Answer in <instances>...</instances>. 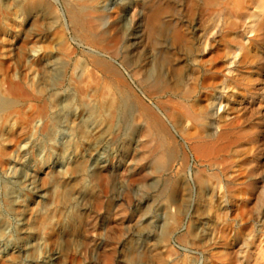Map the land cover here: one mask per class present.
<instances>
[{"label":"bare ground","instance_id":"obj_1","mask_svg":"<svg viewBox=\"0 0 264 264\" xmlns=\"http://www.w3.org/2000/svg\"><path fill=\"white\" fill-rule=\"evenodd\" d=\"M6 1L24 20L19 38L27 33L36 42L47 37L57 17L45 0ZM131 2L136 11L127 28ZM60 3L88 65L103 77L102 95L76 100L72 82L56 84L62 66L54 53L28 48L27 58L42 65L30 77L47 90L53 105L44 135L20 142L8 164V179L0 185V264H68L71 254L77 264H141L146 233L166 215L161 200L175 204L191 173L211 201L217 200L213 185L223 186L226 210L239 186L227 177L234 166L230 158L248 150L252 157L240 164L246 180L239 227L220 242L210 218L198 217L193 228L201 246L190 253L215 264H264V0ZM197 9L202 13L196 15ZM35 20L46 22L47 32H32ZM246 42L253 44L254 54L247 53ZM217 43L227 74L199 64ZM69 70L74 79L87 73L79 59L69 63ZM218 78L202 105L199 94L205 83ZM229 86L244 94L232 99L226 93ZM150 100L160 102L161 119ZM66 112L69 119L57 125ZM165 113L179 117L178 133L190 157L179 150ZM59 126L63 132L54 139ZM81 128L89 129V136H77ZM125 157H130L127 183L138 186L136 193L115 185ZM133 194L141 199L130 213ZM190 200L191 190L185 189L174 205L184 219ZM125 228L131 230L127 235Z\"/></svg>","mask_w":264,"mask_h":264},{"label":"rangeland","instance_id":"obj_2","mask_svg":"<svg viewBox=\"0 0 264 264\" xmlns=\"http://www.w3.org/2000/svg\"><path fill=\"white\" fill-rule=\"evenodd\" d=\"M45 1L47 2V9L51 12H55L57 18L52 26H48L45 24L46 22L41 20H35V22H33L30 29L35 33H45L47 32L46 29L50 27L49 32L46 34L47 37L36 42L28 33L27 35L25 34V38L18 37L17 30L24 26V20L22 16L10 10V1L0 0V185L8 179V164L10 160L15 157L20 142L23 140H33L37 136H43L45 128L50 122L49 111L53 105V100L48 95L46 89L36 86L29 74L31 70L40 71L42 69V65L37 58H27L28 51L31 47H35L36 54H42L43 52L54 53L55 59L62 66L61 77L56 84L62 85L63 83L72 82L76 100H79L85 95L99 98L102 95V88L104 85L103 77L98 71L88 65L81 43L74 37L67 26L60 0ZM93 1L94 0H83L85 3H91ZM135 11L136 5L131 2L126 18L127 28L133 26V13ZM200 13H202V9L195 10L196 15ZM251 36L252 35H248L247 39ZM219 44L220 43L215 44V49L213 51L201 57L199 59V64L200 66L202 64L206 65V69L213 70L217 74H227V71L223 69L224 64L222 62ZM245 50L247 53L251 52V54H254L255 47L253 44L246 42ZM77 59L87 68V73L80 79L71 77L69 70V63ZM238 59L239 57L236 58L237 61ZM188 60L189 63L192 62V58ZM244 61L250 60L244 59ZM250 77L251 75L245 76L246 79ZM220 80L221 78H218V80L207 81V83H205V89L199 94V100L202 105L207 104L210 89L217 86ZM226 93L227 96H232V99L240 98V96L244 94L242 90L232 88L231 86L227 87ZM147 103L153 104L156 108L158 107V109H155V113L161 119L160 102L158 100H150V102ZM74 109V107L71 108V111H74ZM162 115L163 119L165 117L164 121L167 126L169 125V132L175 139L179 150L190 157V151L183 141H181L180 134L178 133L180 124L177 122V119L179 117L177 118V115L174 113H165ZM166 116L168 118H166ZM68 119L69 114L66 112L63 114L62 118L57 121L59 123L56 122V124L61 126ZM60 126L54 130L51 135L54 139L57 136H61L63 132V127L61 128ZM186 126L189 127V123H186ZM88 132L89 129L86 130L81 128V130L77 132L79 134H77V136H89ZM49 142H47V145ZM46 151L43 150L41 152L39 159L45 155ZM251 157L252 154L248 150L230 158L234 166L227 174V177L232 178L239 186L231 197H229L227 203L228 208L226 210L222 208L224 204L222 201L224 200V196L227 195L223 186L213 185L215 189L213 195H215L217 200L211 201L205 191L201 190L198 186L199 178L197 177L196 181L194 175L191 173L187 176L188 181L186 186L180 188L177 201L175 202V204L180 203L185 189L191 190L190 207H188L189 212L185 219L177 215L174 203L169 204L165 200H161L160 206L167 207L166 215L163 220L157 218V220L159 219V223H157L155 229L151 230L149 233L145 231L147 240L141 249V264H215L213 261H203L198 255L190 253V250L201 246L199 231L193 228L194 221L198 217L207 216L211 221L210 225L214 231V238L220 242L230 239L234 230L239 227L237 220L243 214L241 200L244 198L245 189L241 187V184L246 180V173L240 164L244 159H249ZM191 160L192 158L188 164L193 170L192 167L194 162ZM129 162L130 157H125L122 160L119 173L115 179V185L136 193L138 186L136 184L127 183L126 171ZM190 175L192 176L190 177ZM262 178L264 180V176ZM205 179L206 175L203 174L201 180ZM59 185L55 188L56 197L61 194V185ZM135 196L136 195L133 194L132 201L128 205L130 213L135 210L141 199ZM52 214H54L53 216L55 217L53 210H51V217ZM52 219L54 220V218ZM178 228H180L178 234L172 236V232ZM130 231V229L125 228V235L129 234ZM143 240H145V237ZM215 253H217V251H215ZM78 261L79 259L75 254H71L67 258L68 264H77Z\"/></svg>","mask_w":264,"mask_h":264}]
</instances>
